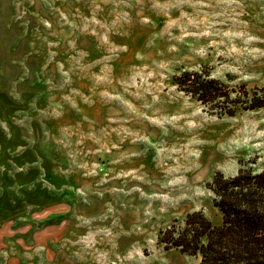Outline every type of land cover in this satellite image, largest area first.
I'll return each mask as SVG.
<instances>
[{"label":"rangeland","instance_id":"rangeland-1","mask_svg":"<svg viewBox=\"0 0 264 264\" xmlns=\"http://www.w3.org/2000/svg\"><path fill=\"white\" fill-rule=\"evenodd\" d=\"M185 72L264 102V0H0V264L200 263L159 239L264 173V107Z\"/></svg>","mask_w":264,"mask_h":264},{"label":"trees","instance_id":"trees-1","mask_svg":"<svg viewBox=\"0 0 264 264\" xmlns=\"http://www.w3.org/2000/svg\"><path fill=\"white\" fill-rule=\"evenodd\" d=\"M176 84L209 109L221 111V115L233 116L237 107H264L257 94H237L198 73L185 72ZM210 189L222 213V224L213 226L199 213L189 215L183 226L163 232L160 242L167 249L178 248L199 256V264H264V173L240 170L230 178L218 174Z\"/></svg>","mask_w":264,"mask_h":264}]
</instances>
